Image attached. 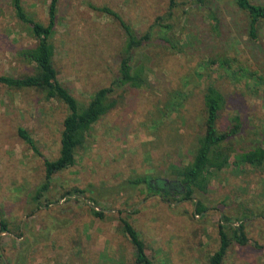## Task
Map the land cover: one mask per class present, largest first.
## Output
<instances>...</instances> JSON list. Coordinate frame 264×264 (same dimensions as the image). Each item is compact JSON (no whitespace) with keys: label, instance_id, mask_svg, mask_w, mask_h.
<instances>
[{"label":"rangeland","instance_id":"1","mask_svg":"<svg viewBox=\"0 0 264 264\" xmlns=\"http://www.w3.org/2000/svg\"><path fill=\"white\" fill-rule=\"evenodd\" d=\"M21 2L28 15L47 22L49 0ZM91 5L112 8L138 34L150 30L151 38L134 52L149 86L117 89L115 107L89 130L76 150V163L54 174L35 200L44 182L42 156L19 137L18 127L53 159L68 110L35 89L0 83V209L8 230L0 225V255L5 264H134L120 216L137 229L154 264H208L219 244L222 216L234 225L242 221L248 238L244 245L232 241L223 264H264V163H231L212 173L205 192L184 200L177 194L180 187L168 181L175 179L169 166L191 159L203 132L202 93L209 82L225 97L218 128L226 129L238 115L235 147H264V81L257 78L264 75V22L254 40L244 12L229 0L209 4L215 19L190 0H58L53 62L59 81L81 106L116 76L125 40L117 20ZM34 44L11 0H0V75L34 72V64L21 55ZM222 56L233 59L236 77L218 63L206 65ZM176 91L184 98L178 110L170 111L166 102ZM140 174L150 177L151 188L126 184ZM72 188L83 193L66 195ZM167 188L171 199L164 200ZM198 200L206 207L201 213L195 211ZM91 208L102 210L103 218Z\"/></svg>","mask_w":264,"mask_h":264},{"label":"trees","instance_id":"2","mask_svg":"<svg viewBox=\"0 0 264 264\" xmlns=\"http://www.w3.org/2000/svg\"><path fill=\"white\" fill-rule=\"evenodd\" d=\"M190 1L195 5L205 7L209 15H212L213 19H215V12L209 8V4L218 0ZM229 1L233 2L244 12L247 20L246 28L248 35L255 40L258 24L264 22V4L256 3L252 0ZM11 3L15 15L28 26L35 39L33 46L24 48L21 51V55L34 64L35 71L21 76L0 75V83L17 90L23 88L35 89L44 93L47 99L53 98L62 102L68 110L62 121L63 128L60 136L59 153L53 159L44 157L28 130L24 127H18L17 132L19 137L37 155L42 156L44 182L36 189L33 195V198L38 200L47 191L54 174L76 163V150L84 143L89 130L104 114L115 107L117 100L112 97L113 93L124 86L131 88H146L149 86L145 66L139 63L138 60L134 61V52L151 38V33L150 30H147L143 34H138L112 8L105 5L98 7L91 5L92 8L102 11L117 20L124 32L125 40L116 76L109 85L95 90L90 96L89 101L81 106L69 89L59 81L53 62L55 48L52 43V36L57 22L58 0H49L46 23H41L28 15L23 8L21 0H11ZM214 26L216 29L219 27L216 23ZM164 40L171 48L177 47V43L173 42L170 38H165ZM231 61L233 59L231 60L228 57L222 56L210 58L206 62V65L218 63L220 67H223L228 72L227 74L231 77H236L238 73L231 69L232 64L229 63ZM242 71H246L251 77L256 76V72H251L250 69ZM257 78L260 81H264V75L258 74ZM183 98L182 93L176 91L166 102V108L168 110L171 108L170 111L178 110ZM224 104L225 97L221 90L213 83H207L202 93L203 132L196 138L191 159L187 162L171 164L169 166L170 172L174 175L175 179L168 181L180 187L177 194L180 195L181 200L191 198L194 193L205 192L211 181L212 173L222 170L231 163L236 166L251 165L253 167H261L264 163V147L261 143H256L250 148L240 150L235 147L233 142L241 127L238 115L231 117L226 129L221 130L218 128L217 121ZM126 182L129 186L145 183L149 188L152 187L150 177L147 175H135L128 178ZM81 193H83V190L72 188L66 192V195ZM170 196L171 192L168 188L161 193V197L164 200L171 199ZM93 199L89 198V200ZM193 202L196 213L206 210V207L200 200ZM91 212L98 218H103L104 216L102 210L91 208ZM0 216L1 229L8 231L6 221L2 218L1 209ZM118 219L122 233L128 238L133 247L134 264H154L153 260L146 253L145 243L137 229L126 217L120 216ZM218 237V247L209 255L208 264H223L232 241L240 245H244L248 241L242 221L239 220L238 224L234 225L227 216H222L218 224ZM0 260L5 264L2 255H0Z\"/></svg>","mask_w":264,"mask_h":264},{"label":"flooded vegetation","instance_id":"3","mask_svg":"<svg viewBox=\"0 0 264 264\" xmlns=\"http://www.w3.org/2000/svg\"><path fill=\"white\" fill-rule=\"evenodd\" d=\"M164 181H167V180H164Z\"/></svg>","mask_w":264,"mask_h":264}]
</instances>
